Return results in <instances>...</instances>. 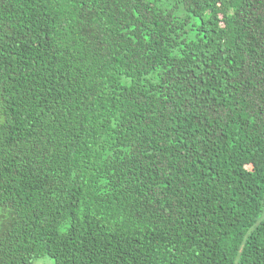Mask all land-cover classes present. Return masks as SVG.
I'll return each mask as SVG.
<instances>
[{"label": "trees", "instance_id": "1", "mask_svg": "<svg viewBox=\"0 0 264 264\" xmlns=\"http://www.w3.org/2000/svg\"><path fill=\"white\" fill-rule=\"evenodd\" d=\"M264 264V0H0V264Z\"/></svg>", "mask_w": 264, "mask_h": 264}, {"label": "rangeland", "instance_id": "2", "mask_svg": "<svg viewBox=\"0 0 264 264\" xmlns=\"http://www.w3.org/2000/svg\"><path fill=\"white\" fill-rule=\"evenodd\" d=\"M34 264H56L55 261L47 256L37 258Z\"/></svg>", "mask_w": 264, "mask_h": 264}]
</instances>
